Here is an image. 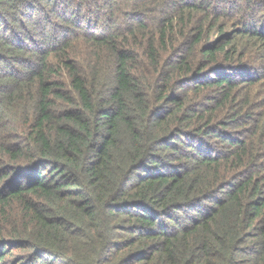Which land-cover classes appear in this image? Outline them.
I'll list each match as a JSON object with an SVG mask.
<instances>
[{"label":"trees","instance_id":"obj_1","mask_svg":"<svg viewBox=\"0 0 264 264\" xmlns=\"http://www.w3.org/2000/svg\"><path fill=\"white\" fill-rule=\"evenodd\" d=\"M0 264H264V0H0Z\"/></svg>","mask_w":264,"mask_h":264}]
</instances>
